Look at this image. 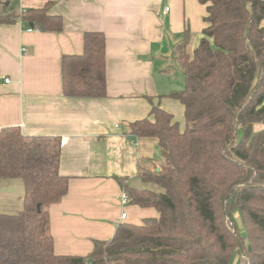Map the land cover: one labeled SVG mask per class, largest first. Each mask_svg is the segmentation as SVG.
I'll use <instances>...</instances> for the list:
<instances>
[{"label":"trees","instance_id":"obj_1","mask_svg":"<svg viewBox=\"0 0 264 264\" xmlns=\"http://www.w3.org/2000/svg\"><path fill=\"white\" fill-rule=\"evenodd\" d=\"M198 1L206 5L202 35L192 52L187 32L175 47L184 84L167 94L183 105L184 129L151 99L152 119L128 126L157 139L160 170L138 176L161 189L116 177L131 204L158 217L119 223L87 255L56 254L46 207L68 190L61 139L0 127V181L23 184L22 208L0 212V264H264V0ZM51 4L2 13L0 22L60 31ZM105 43L103 32L85 31L82 53L62 56L64 95L106 96Z\"/></svg>","mask_w":264,"mask_h":264},{"label":"crops","instance_id":"obj_2","mask_svg":"<svg viewBox=\"0 0 264 264\" xmlns=\"http://www.w3.org/2000/svg\"><path fill=\"white\" fill-rule=\"evenodd\" d=\"M2 1L9 3L1 4L5 8L0 14H20L52 1L49 13L63 18L62 29L55 32L36 26L29 30L18 19L0 22V127L60 137L58 170L68 177V190L46 207L48 232L56 254L87 255L93 240L110 239L119 223L140 224L146 217H158L153 207L122 205L124 190L116 177L130 187L147 189L139 169L160 170L157 139L130 134L128 127L137 119H152L150 99L184 129L183 105L167 96L184 84L174 51L186 32L187 52L197 46L206 5L198 0ZM85 31L105 36L104 97L62 92L61 58L82 53ZM19 181H0V188L19 190L0 193V212L22 208Z\"/></svg>","mask_w":264,"mask_h":264},{"label":"rangeland","instance_id":"obj_3","mask_svg":"<svg viewBox=\"0 0 264 264\" xmlns=\"http://www.w3.org/2000/svg\"><path fill=\"white\" fill-rule=\"evenodd\" d=\"M4 8H5V7L2 6V5L0 4V11H2ZM28 28H31V27L29 26ZM185 50H186V48H185ZM186 51H187V50H186ZM174 78H176V77H174ZM174 99H175V98H174ZM182 119H183V114H182ZM183 121H184V120H183ZM254 127H255V129H258V128L260 127V124H255ZM19 183H22V182L19 181ZM142 186H144L143 188L151 189V190H154V191H159V189H161L157 184H154V183H152V182H143V183H142ZM20 202H21V200H20ZM235 217H236L237 221H239V220H238V216H237L236 213H235ZM240 227H241V226H239V229H240ZM240 230H241V229H240Z\"/></svg>","mask_w":264,"mask_h":264},{"label":"water","instance_id":"obj_4","mask_svg":"<svg viewBox=\"0 0 264 264\" xmlns=\"http://www.w3.org/2000/svg\"><path fill=\"white\" fill-rule=\"evenodd\" d=\"M8 3H9L8 1L3 2L2 0H0V4L8 5ZM29 26L31 28H34V24L33 23H30ZM156 171H158V169ZM2 192L19 193V190L15 189L12 186H3V187L0 188V193H2Z\"/></svg>","mask_w":264,"mask_h":264},{"label":"built area","instance_id":"obj_5","mask_svg":"<svg viewBox=\"0 0 264 264\" xmlns=\"http://www.w3.org/2000/svg\"><path fill=\"white\" fill-rule=\"evenodd\" d=\"M167 9V8H166ZM29 30H32V28H28ZM7 81H8V79H7ZM129 202V198H128V196H127V194L125 193V192H122L121 193V195H120V203L122 204V205H125V204H127ZM125 216H126V213L125 212H123L122 214H121V218H125Z\"/></svg>","mask_w":264,"mask_h":264}]
</instances>
